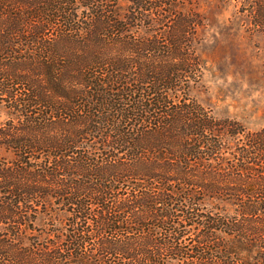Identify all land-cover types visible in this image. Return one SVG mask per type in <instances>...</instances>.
Instances as JSON below:
<instances>
[{"label":"trees","instance_id":"obj_1","mask_svg":"<svg viewBox=\"0 0 264 264\" xmlns=\"http://www.w3.org/2000/svg\"><path fill=\"white\" fill-rule=\"evenodd\" d=\"M125 3L0 0V264H264V127L189 96L197 14Z\"/></svg>","mask_w":264,"mask_h":264},{"label":"rangeland","instance_id":"obj_2","mask_svg":"<svg viewBox=\"0 0 264 264\" xmlns=\"http://www.w3.org/2000/svg\"><path fill=\"white\" fill-rule=\"evenodd\" d=\"M125 7V0H116ZM178 8L198 15L194 41L200 58L201 76L189 96L217 118L239 122L247 131L264 127V33L251 21V0H178ZM9 110L0 101V123ZM9 156L0 147V157ZM202 211L232 215L233 206L202 201ZM223 209V210H221ZM56 214V224L63 219ZM45 220L39 215L37 225Z\"/></svg>","mask_w":264,"mask_h":264}]
</instances>
